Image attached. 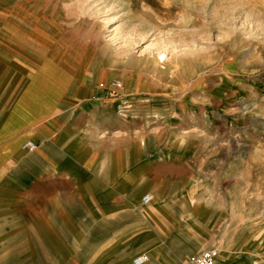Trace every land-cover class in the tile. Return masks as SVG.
<instances>
[{
	"label": "rangeland",
	"instance_id": "obj_1",
	"mask_svg": "<svg viewBox=\"0 0 264 264\" xmlns=\"http://www.w3.org/2000/svg\"><path fill=\"white\" fill-rule=\"evenodd\" d=\"M32 33L51 44L37 57V74L60 54L78 79L96 68L105 83L96 99L113 101L119 116L147 132L153 155L169 138L186 144L164 162L163 171L174 174L161 180L164 187H188L197 194L192 200H216L212 228L225 218L233 229L253 224L255 236L263 234L264 0H0V57L43 56L27 41ZM51 68L52 78H64ZM56 82L59 89L63 80ZM185 207L187 216L195 212L193 202ZM180 229L195 238L191 226ZM111 231L118 242L122 227ZM99 236L105 238L101 230ZM203 243L182 264L208 249ZM122 251L103 264H114L109 258ZM139 252L116 264H131ZM145 252V264H156ZM156 253L165 255L159 264H181L177 250Z\"/></svg>",
	"mask_w": 264,
	"mask_h": 264
},
{
	"label": "crops",
	"instance_id": "obj_2",
	"mask_svg": "<svg viewBox=\"0 0 264 264\" xmlns=\"http://www.w3.org/2000/svg\"><path fill=\"white\" fill-rule=\"evenodd\" d=\"M27 41L43 56L0 57V264H103L117 249L123 251L109 258L114 264L138 251L149 261L145 250L159 264L168 248L182 264L202 242L217 249L214 264H264V229L255 236L253 224L233 229L225 218L212 228L216 200L164 187L161 180L174 175L163 171L164 162L180 156L185 143L169 138L153 155L147 132L119 116L113 101L96 99L105 83L95 67L78 79L60 54L47 63L64 78H52L51 67L37 74V59L51 44L36 33ZM146 191L150 203L141 201ZM191 202L195 212L188 217L181 208ZM181 226H191L195 238Z\"/></svg>",
	"mask_w": 264,
	"mask_h": 264
},
{
	"label": "built area",
	"instance_id": "obj_3",
	"mask_svg": "<svg viewBox=\"0 0 264 264\" xmlns=\"http://www.w3.org/2000/svg\"><path fill=\"white\" fill-rule=\"evenodd\" d=\"M24 147L27 148L28 150H33L35 148V144L31 141H27L24 144ZM150 200H151V195L149 193L143 195L142 197L143 203H148ZM217 254L218 252L217 249L215 248L204 249L200 253L188 258L183 264H214ZM147 261H148L147 255L142 253L136 255L132 259L131 264H145Z\"/></svg>",
	"mask_w": 264,
	"mask_h": 264
},
{
	"label": "bare ground",
	"instance_id": "obj_4",
	"mask_svg": "<svg viewBox=\"0 0 264 264\" xmlns=\"http://www.w3.org/2000/svg\"><path fill=\"white\" fill-rule=\"evenodd\" d=\"M121 57V56H120ZM105 59L107 60V62H112V60H114V58H112L111 57V55H107L106 57H105ZM164 59V55H162L161 57H158L156 60H155V62H156V64L157 63H159L160 61H162ZM118 60H120V62H122L123 61V63H127L125 60H123V59H121V58H119ZM156 64H155V66H156ZM154 66V72L156 73V78L157 79H159L158 81H160V79L162 80L163 79V76H161V74L162 73H158L157 71L158 70H161V69H159L157 66L155 67ZM163 71V70H162ZM152 201V197H151V200H150V202ZM149 202V203H150Z\"/></svg>",
	"mask_w": 264,
	"mask_h": 264
}]
</instances>
